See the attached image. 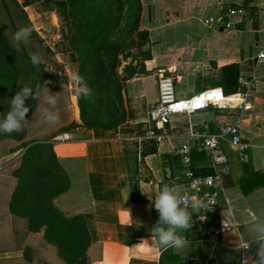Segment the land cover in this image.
Wrapping results in <instances>:
<instances>
[{"label": "crops", "instance_id": "crops-1", "mask_svg": "<svg viewBox=\"0 0 264 264\" xmlns=\"http://www.w3.org/2000/svg\"><path fill=\"white\" fill-rule=\"evenodd\" d=\"M139 1V29L147 31L148 38L143 52L128 63L135 73L129 71L121 81L126 118L111 129L78 126L70 132L74 137L54 145L71 199L54 206L64 217L84 216L90 264H229L228 255L235 257L230 264H239L242 254L234 245L247 239L250 225L264 215V0ZM230 8L243 12L232 16ZM228 20L231 28L225 26ZM227 65H237L238 83L240 76L257 82L251 89L238 84L237 92L223 94ZM161 73L175 76L179 98L219 92L227 108L176 113L164 127L155 125L150 113L158 101ZM235 122L247 148L245 156L229 138L221 141L230 163L212 216L221 235L204 238L193 222L183 233L188 241L184 248L163 250L152 229L158 213L148 194L154 197L164 184L186 191L185 168L175 151L187 141L193 169L211 173L210 158L192 134L216 132ZM153 129L162 139L150 135ZM21 155L20 150L0 154V178L12 186L15 178L3 174L2 165ZM12 191L0 189V264H66L45 224L35 218L34 206L11 202ZM196 215L192 213V221Z\"/></svg>", "mask_w": 264, "mask_h": 264}, {"label": "trees", "instance_id": "trees-1", "mask_svg": "<svg viewBox=\"0 0 264 264\" xmlns=\"http://www.w3.org/2000/svg\"><path fill=\"white\" fill-rule=\"evenodd\" d=\"M68 15L72 21L73 32L71 33L69 43L70 47L79 55L80 65L78 74L85 77L88 86L92 92H97L98 96H106L110 89L114 90L115 101L109 100L113 107L114 121L106 124L100 122L92 113V107L95 103H91L90 97L87 99L80 98L78 100L81 109V123L73 122V128L67 132H73L76 127L83 125L87 128H104L111 129L122 123L126 118V111L123 104V96L121 92V80L116 76L115 67L121 60L118 59V46L113 45L109 48L99 45L97 41L101 37V33L94 31L99 26V21L92 20L90 14L94 11H100L106 17V27L113 24L114 17L112 11L106 3V0H67ZM111 4L118 3L122 7L134 9L136 17L135 29L138 34L142 35L143 42L140 48L147 42V31L139 29L141 4L139 0H112ZM110 4V5H111ZM25 25L33 28L31 43L28 46H21L19 51L12 48L9 36L18 28ZM7 31V35L5 32ZM39 53L42 62L39 68L31 63L30 53ZM143 52L139 51V53ZM139 53H126L124 58L138 56ZM150 56V54L148 55ZM107 59L102 67H98V59ZM112 60V61H111ZM110 61L112 65H110ZM126 71L131 74L135 73L134 65H127ZM223 93L237 92L238 90V67L237 65H227L223 67ZM50 81L47 86L54 88L55 83H59V87L63 88L69 83V75L62 61L57 57L53 48L46 43L45 39L38 32L34 23L29 17L25 7L19 0H0V112L3 116L10 108L9 101L22 85H30L33 88L37 84H45ZM26 104L30 107L28 116L34 114L37 108V100H26ZM66 131V130H65ZM59 134L53 132L50 136ZM48 135V136H49ZM11 138L14 142L10 145L8 152L22 151V155L16 162L11 175L15 178L14 189L11 193L10 201L14 203H27L34 206L32 212L36 215L39 224H45L46 233L51 237L53 242L58 245L62 244L60 250L66 257V242L73 251V257L68 264H76V258L80 257L79 239L84 233L87 245H90V238L85 225L84 216L79 219L74 218L67 220L52 202L53 194L60 193L69 188L68 177L61 170L54 149L46 141L33 143L28 138V131L25 129L19 133L11 135L0 133V138ZM48 139V138H45ZM206 174L208 172H199ZM9 175V174H8ZM48 175L55 178H63L67 180L66 186H59V189L50 190V184L46 181ZM61 188V189H60ZM55 192V193H54ZM61 236V239L59 238ZM56 237V238H55ZM61 240V241H60ZM209 264H216L210 261Z\"/></svg>", "mask_w": 264, "mask_h": 264}, {"label": "rangeland", "instance_id": "rangeland-1", "mask_svg": "<svg viewBox=\"0 0 264 264\" xmlns=\"http://www.w3.org/2000/svg\"><path fill=\"white\" fill-rule=\"evenodd\" d=\"M20 3L27 10L30 19L34 23V26L41 34V36L45 39L46 43L49 44L53 50L56 52L57 57L60 61H62L67 69L69 75V83L63 88L59 87V83H55L54 88H50L52 92H62L61 100L58 104L57 110L60 113V119L55 124H47L42 122L40 115L37 111L34 114L28 116L27 118L30 120V123L27 125L26 130L28 131V138L33 140V143L46 141V144L51 145L53 148L55 144L60 142L62 139H70L74 137L72 133L67 132L68 129L73 128V122L77 121L81 123V117H78L75 112V106L73 99L76 98L75 93V77L78 75V69L80 65L79 55L70 47L69 39L71 33L73 32L72 21L68 15V1L67 0H19ZM112 0H106L109 9L113 12L112 16L114 17L113 24L108 28L104 21H106V15L102 14L100 11H94L90 14L92 20L99 21V26H96L94 31L96 33H101L100 39L97 41L99 45L106 46L109 48L116 44L118 46L119 56L118 59L121 60V63L115 67L116 76L119 80L130 74L129 71L125 70V66L128 65L130 58H124L123 55L126 53H139L141 51L140 43L143 42L142 35L138 34L135 29V21L136 17L134 15V9L129 7H122L121 4H111ZM111 4V5H110ZM55 17H57V22L55 21ZM99 65L98 67H102L105 63H107V59H98ZM112 61V60H111ZM110 61V65L112 62ZM125 67V68H123ZM111 97L112 101H115V93L114 90L110 89L106 96H98V93L92 92L90 96L91 103H95V107H92L93 115L102 123L109 124L114 121L113 119V107L115 104H112V101L109 100ZM78 101V100H77ZM40 101H37V105ZM79 104V102H78ZM80 106V105H79ZM37 109V108H36ZM81 111V109H80ZM0 117H2L0 112ZM83 129L90 130L86 126L80 125ZM76 127L75 130H77ZM104 129V128H102ZM66 130V131H65ZM82 130L80 129V132ZM53 132H58L59 134L50 136L49 134ZM65 134L69 135V138L65 137ZM49 135V136H48ZM48 138V139H45ZM14 142V139L11 138H0V154L7 152L9 150L10 144ZM19 159L14 161L10 160L6 162L4 160V164L2 165L5 170H3V174L8 175L13 170V165ZM7 163V164H6ZM5 177L0 178V189L6 190L10 188V190L14 189L12 184L9 181L5 180ZM46 181L50 184V190L59 189L58 187H64L67 184V180H63V178H56L53 175H48L46 177ZM60 188V189H61ZM63 189V188H62ZM68 189L53 194L52 202H71L69 196H67ZM6 195V194H5ZM6 196L9 197V194ZM82 214L71 215L70 213H66V219L71 220L74 218L79 219ZM79 239V248L80 257L76 258V264H90L91 257L89 255L90 246L87 245L85 241L84 233ZM56 238V237H55ZM61 239V236L59 237ZM61 241V240H60ZM56 243V242H54ZM57 244V243H56ZM59 244V243H58ZM60 247L62 244L59 245ZM63 248V247H61ZM73 251L71 247L66 242V264L69 263V260L73 257Z\"/></svg>", "mask_w": 264, "mask_h": 264}, {"label": "clouds", "instance_id": "clouds-1", "mask_svg": "<svg viewBox=\"0 0 264 264\" xmlns=\"http://www.w3.org/2000/svg\"><path fill=\"white\" fill-rule=\"evenodd\" d=\"M33 28L25 25L18 28L9 36L11 46L19 51L21 46H28L31 43ZM7 31L5 35H7ZM31 63L39 68L42 58L39 53H30ZM76 99H87L92 95V90L88 86L84 76L75 77ZM45 84H37L35 88L30 85H22L20 89L9 101L10 108L6 114L0 117V133L11 135L12 133L22 132L30 123L27 118L30 107L26 100L32 99L40 101L36 111L39 113L42 122L55 124L60 119V113L57 110L61 100L62 92H52ZM149 200H154V208L158 213V220L153 226V232L158 245L163 250L170 248L182 249L188 241L183 233L192 226V213L202 214L205 211H212V199L206 193L204 197L196 199L189 203V198L178 191L175 186L164 184L159 192L153 197L148 194ZM203 218L206 217L203 215ZM249 236L247 239L234 245V251L241 253L239 264H264V215L258 217L249 227ZM235 257L225 256L226 262L234 260Z\"/></svg>", "mask_w": 264, "mask_h": 264}, {"label": "built area", "instance_id": "built-area-1", "mask_svg": "<svg viewBox=\"0 0 264 264\" xmlns=\"http://www.w3.org/2000/svg\"><path fill=\"white\" fill-rule=\"evenodd\" d=\"M242 13V9L230 8L229 14L236 15ZM227 28L233 26V22L228 20L225 23ZM260 57H264V51L260 53ZM257 79L239 77V85L244 89H251ZM159 97L156 105L153 107L150 118L155 125H162L164 127L170 120V117L176 113H192L195 111L203 110L205 108L214 106L220 108H227L224 93H213L210 95L208 91H201L196 95L188 98H179L175 92V76L166 73H161L158 80ZM240 123H226L222 125L216 132H205L202 134L193 133L192 135L200 139V148L210 158V166L213 171L211 173L201 174L197 173L192 167V145L187 141L184 145L177 148L175 153L180 156L181 163L185 168L184 173V186L186 191L183 194L189 198V203H193L196 199L204 197L207 193L212 199V211H205L202 214L196 215L194 223L199 227V233L208 239H215L221 235L222 230L220 227L213 225L212 216L217 211L223 190V177L230 171V163L227 153L225 152L221 141L229 138L232 143L238 145L244 153L247 145L243 142L240 136ZM150 135L157 140L162 139V135L158 134L156 130L150 131ZM65 137L69 138L68 134ZM65 140V139H62ZM175 186L178 191L180 185Z\"/></svg>", "mask_w": 264, "mask_h": 264}, {"label": "water", "instance_id": "water-1", "mask_svg": "<svg viewBox=\"0 0 264 264\" xmlns=\"http://www.w3.org/2000/svg\"><path fill=\"white\" fill-rule=\"evenodd\" d=\"M135 60H136V57H133V58L131 59V61H130V64H133ZM73 102H74L75 112H76L77 116H78V117H81L80 106H79V104H78L77 99H76V98L73 99Z\"/></svg>", "mask_w": 264, "mask_h": 264}, {"label": "bare ground", "instance_id": "bare-ground-1", "mask_svg": "<svg viewBox=\"0 0 264 264\" xmlns=\"http://www.w3.org/2000/svg\"><path fill=\"white\" fill-rule=\"evenodd\" d=\"M55 21L57 22V17H55Z\"/></svg>", "mask_w": 264, "mask_h": 264}]
</instances>
